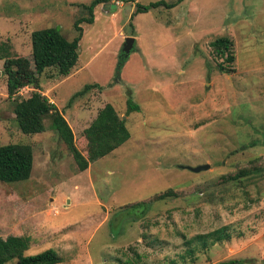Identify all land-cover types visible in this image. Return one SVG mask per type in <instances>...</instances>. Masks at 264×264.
Returning a JSON list of instances; mask_svg holds the SVG:
<instances>
[{"label":"rangeland","instance_id":"374dc122","mask_svg":"<svg viewBox=\"0 0 264 264\" xmlns=\"http://www.w3.org/2000/svg\"><path fill=\"white\" fill-rule=\"evenodd\" d=\"M90 1L0 0V43L30 58L33 30L55 26L72 39ZM153 1L98 4L93 23L80 24L71 72L39 76L83 155V129L104 104L126 121L130 138L83 171L48 118L43 132L20 131L0 59V145L33 150L27 179L0 181V237L26 236V254L54 248L59 264H264V0H183L132 15ZM221 35L233 42L234 72L216 67L210 41ZM125 36L135 40L123 57ZM94 82L101 88L72 97ZM128 100L139 109L127 111ZM252 167L259 173L235 176ZM168 188L177 195L155 198ZM141 201L150 208L136 218L130 204ZM217 228L229 238L186 255V239Z\"/></svg>","mask_w":264,"mask_h":264},{"label":"trees","instance_id":"16d2710c","mask_svg":"<svg viewBox=\"0 0 264 264\" xmlns=\"http://www.w3.org/2000/svg\"><path fill=\"white\" fill-rule=\"evenodd\" d=\"M113 1L123 0H91L82 4L83 12L73 22L75 36L67 39L55 26L33 30L31 33V57L13 56L9 44L0 43V59H3V70L6 74V91L8 98L13 100V112L18 128L25 134L40 133L45 130L44 119L50 120L52 128L66 144L80 171L88 167L90 161L101 158L122 145L130 138L126 121L120 117L110 103L101 107L90 124L83 129V136L87 141V155H83L74 144L71 127L56 105L40 91L39 76L46 68H55L60 76H67L78 60V45L82 37V22L91 24L94 21L93 9L98 4H111ZM183 0H156L147 5L135 3L132 15L147 12L151 8L164 6L172 8ZM214 55L221 58L216 67L221 72H234L232 62L235 59L233 42L221 35L210 41ZM25 85H31L34 90L26 98H15L14 94ZM92 88H101L98 83H88L75 92L72 97L85 93ZM139 105L132 100L127 101V111L138 110ZM33 167V150L31 145L24 143H7L0 145V181L15 182L27 179ZM260 168L252 167L240 170L237 178L259 173ZM177 194L168 188L156 194V199L175 197ZM150 201L130 204L138 209V216H145L150 208ZM226 228H217L206 233L196 234L186 239V255L192 256L201 246L208 248L214 242L228 239ZM29 241L26 236L8 235L0 237V264L10 261L16 264H59L62 257L54 248H47L34 254H26ZM185 259V255L180 256ZM220 264H239L237 259L222 261Z\"/></svg>","mask_w":264,"mask_h":264},{"label":"water","instance_id":"95a60500","mask_svg":"<svg viewBox=\"0 0 264 264\" xmlns=\"http://www.w3.org/2000/svg\"><path fill=\"white\" fill-rule=\"evenodd\" d=\"M115 6H116L115 3H112L110 5V7H112V8ZM134 40H135L134 36H125V40H124L123 47L121 50L123 57H126L129 54L130 50L133 48ZM180 167L194 171V172H198V171L205 170V169L209 168V164L204 163V164H199L196 166L180 165Z\"/></svg>","mask_w":264,"mask_h":264},{"label":"built area","instance_id":"2783aa9c","mask_svg":"<svg viewBox=\"0 0 264 264\" xmlns=\"http://www.w3.org/2000/svg\"><path fill=\"white\" fill-rule=\"evenodd\" d=\"M17 92H20L19 90Z\"/></svg>","mask_w":264,"mask_h":264}]
</instances>
